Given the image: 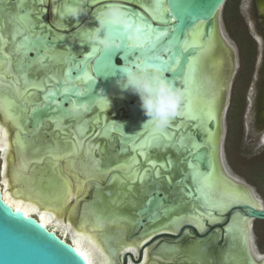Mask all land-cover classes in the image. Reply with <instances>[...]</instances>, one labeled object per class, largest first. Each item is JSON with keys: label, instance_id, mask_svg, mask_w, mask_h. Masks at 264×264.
Listing matches in <instances>:
<instances>
[{"label": "water", "instance_id": "water-1", "mask_svg": "<svg viewBox=\"0 0 264 264\" xmlns=\"http://www.w3.org/2000/svg\"><path fill=\"white\" fill-rule=\"evenodd\" d=\"M228 1L180 0V3L188 9V12L183 19H179L175 18L180 15L179 11L173 12L172 9V5L176 4L177 0H163V6L169 9V13H165V19L168 23H161L159 20L152 18V13H149L146 7L142 6V4L153 6L156 0H121V3L128 11L135 12L144 17L147 23L151 24L154 29L167 31V35L162 36L159 40H155L158 32L152 34L154 46L148 43L146 38L142 37L145 49L147 50L146 55L159 56L165 61L174 58L176 61L173 64L174 71H167L164 75L166 78L174 81L177 87L184 89L182 88V84L185 83V80L190 75L191 60L197 56L201 49V47H185L186 40L192 43L191 33L196 32V25H199L203 31L201 37L202 44L206 43L214 32H217L224 49L231 47L224 39L219 24L220 13ZM107 2L108 0H85L83 6L89 12L85 16V20L79 24L65 12L66 7L70 4H76L77 0L60 1L59 8L63 10V14L59 13L62 19L61 22L53 20L50 16L51 7L49 6V0L46 2L45 0H40L35 5L29 0L22 7V11H28L32 8L40 9L38 23L44 25V30L43 33H40V29L38 28L37 33L44 36L49 46L46 50L44 43H41L39 52L35 50L29 51L26 57L21 53V57L26 61L24 66L25 71L29 72L36 63H40L36 62L38 55L47 56L49 59H46L40 64L50 66L57 78V81L50 79V84H46L44 91L36 88L29 89L31 94L38 96V102L31 103L29 100H26V102L24 100L19 101V105L24 109L26 108L23 126L32 131L30 136L38 132L43 135L45 134L39 146L46 152H50L53 151V144L60 143V140L64 139V137L59 138L58 134L52 136L54 131L57 132V128L54 127L51 130H45L48 128V125L62 120H73L75 122L73 128L78 130L77 126L82 125L83 122L78 123L73 119V104L77 106L81 104L88 105L87 110L81 109L79 112L92 113L90 118L93 119L96 126L86 138L104 139V142L108 143L109 149L111 150L109 155L104 154L102 156L99 153V157L95 159L97 164L107 166L113 158L117 159L119 155H125L129 160L133 158L135 153L140 155V150L143 153H147V159L140 161L138 166L141 169V173L147 170L145 174L151 175V179L147 180L144 184V187L148 186L145 190L148 195L145 199H142L141 193L136 194L133 191V195L136 199L138 198L137 201L140 204L135 214L137 218L135 220L136 231H143L148 224L162 221L167 212H173L178 215V213L184 211L183 209H188L195 214H200L201 216L208 214L221 221L211 225L209 223L210 218L206 217L207 230L209 226H214L215 230L209 238L202 239V241H197L194 244H192L193 241H188V243L181 245L180 243L167 241L163 242L160 247L170 245L172 247L182 248V255L184 256V254L190 253L189 251L192 249V246H201L207 249L212 244L216 245L223 238L225 239L223 250L230 251L233 249L229 241L231 240L232 231L230 230V226L232 220L238 215L246 219V225H250L254 220L264 221V205L263 208H256L251 205H234L225 214H221L218 211L208 212L203 206L196 207L195 202L199 197V192L196 187V180L193 177L192 166L194 165L195 169L198 166L201 171L200 173H208L211 161L209 148L204 145V141L207 139L205 131H202L197 126L196 119L187 118L184 115L183 119H181V114L188 104V97L184 95L185 103L182 106L180 115L163 131L170 134L171 139L165 140L160 136L153 137L152 133H159V131H156L150 122L145 123L148 118L144 115L140 107L139 97L131 92L123 91L117 83V81L123 79L120 70L127 68L136 69L133 61L139 59L140 55L144 53H141L138 49L129 51L121 48L118 52L105 53L103 51H97L95 54L89 56L92 48L84 45V53L75 54V50L78 47L76 45L72 46L66 38L67 36L83 32L85 28L97 26V22L93 19V14L96 10L104 7ZM6 4H8L7 7ZM18 5L19 0H10L5 4L0 2V14L4 11L8 15L9 12L11 13V10L13 11L14 8H18ZM45 10L48 11L47 16ZM20 11L21 9L18 10V12ZM18 12L13 14L14 20ZM63 15H66L68 18L64 19ZM56 23L61 27L64 26L63 30L60 31ZM3 27L2 25L1 28ZM57 33L61 34L60 37H57ZM27 35H31V33L29 32ZM33 39L35 38L33 37ZM58 49L63 53L67 52V50L70 52L64 59H60L59 62L54 63V56L50 54ZM85 57H88L86 64L84 62ZM99 60L101 62L97 64ZM16 69L18 70V68ZM69 69H71V79L65 74ZM84 72L88 73L93 79L91 81L76 79L78 74ZM49 77L52 76L49 75ZM36 79V77H29L30 82L37 81ZM42 79H38L37 83H40ZM65 87L73 90L79 89L81 94L77 95L74 91L65 94L63 92ZM9 88L14 90L11 86ZM49 89H54L57 95L53 99L45 100V92ZM112 101L115 111L112 112L109 110L108 113H105V110L101 109L100 105ZM96 122L98 123L96 124ZM70 125L72 124L68 123L66 126L68 127ZM208 130L212 133L215 131L214 120L208 123ZM149 136L158 144L156 151H151L153 150V146L144 148L141 145L142 141ZM186 136L191 141L186 143V140L182 145L175 147L178 144V140ZM194 142L199 145L197 150H194L192 147ZM152 144L154 145V143ZM131 152L134 153L133 156ZM171 157L175 160L173 165L171 163ZM220 158L223 164L222 154ZM153 163L157 167L154 168L152 166ZM157 171L159 175L156 174ZM117 174L119 175V173L113 174L102 186L113 183V178L118 176ZM125 174L122 172L124 183L127 179ZM48 178L49 176L44 177V179ZM126 181L129 182V185L126 187L133 190L131 186L135 182ZM139 184L138 182L137 185ZM46 186L47 184L43 183V187ZM91 195L92 197L88 201L92 200L95 196L94 194ZM196 229L197 227L194 225L186 224L179 233L184 232L186 237L195 236L202 238L201 234L203 235L204 233L200 234L198 232L197 235L194 232ZM249 229H246L243 244L245 246L246 243L247 249L250 252L252 250V243L250 242L251 236ZM164 234L169 235L171 233ZM127 255H129L128 257H134L133 253L128 252ZM195 256L192 258L194 259ZM132 262L137 264L133 259ZM0 264H87V262L72 244L63 241L60 236L41 225L37 218L26 216L21 211L17 212L6 204L3 200L0 187Z\"/></svg>", "mask_w": 264, "mask_h": 264}, {"label": "bare ground", "instance_id": "bare-ground-1", "mask_svg": "<svg viewBox=\"0 0 264 264\" xmlns=\"http://www.w3.org/2000/svg\"><path fill=\"white\" fill-rule=\"evenodd\" d=\"M9 1L0 0L3 4ZM52 1L54 2V7H56L59 0ZM26 2H29V0H26ZM26 2L23 6H25ZM142 5L146 7L149 13H151L149 9H155V5ZM7 6L8 4H6ZM19 9L20 7L14 8L8 15L4 11L0 14V35H3L8 41L4 45V54L9 56V60L5 61L4 55H0V62H3V68H0V72L5 73L3 84H0V153L4 157L3 163L0 165V187L5 203L16 211L19 209L26 216L37 218L41 225L53 231L56 235L59 236L58 232H62L61 239L72 244L76 251L86 260L87 264H121L122 256L124 257L128 252L133 253L134 256H138L142 246L152 238L157 237V235L164 233L176 235L186 224H192L199 231L203 232L205 230L206 217L210 218V223L212 224L219 221L208 214L201 216L200 214L193 213L191 210L183 209L184 211L178 213V215L173 212H167L162 221L148 224L145 230L137 232L135 225L137 218L135 214L140 205L139 203L133 207L134 209L129 210L131 217H134L130 221L122 219L120 221L107 220V222H104L96 216L88 217L89 215L86 212L87 207L82 209L85 212L80 214L81 205L86 202L90 194H94L93 186L95 184H104L115 173H119L117 175L123 182L122 172L126 173V180L134 181L135 183L139 179H144V181L150 180L151 175L146 174L145 176L147 171L144 170L141 173V169L138 166L140 161L147 159V153H144V155L135 153L133 156L134 153L131 152L132 159L128 160L125 155H119L117 158H120L119 160L113 158L107 166L97 164L95 159L99 157V153L102 156L104 154L109 155L111 150L108 143L104 142V139L86 138L96 126L93 119L90 118L92 113L86 112L73 113V119L78 123L83 122L82 126L86 129V132L81 133L75 130L73 128L75 123L73 120H62L48 125V128L45 130L57 128V132L54 131L52 136L58 134L59 138L64 137V139L60 140V143H52L53 151L46 152L39 146L41 140H37V137H45V134L43 135L38 132L30 136L32 131L23 126L26 108L24 109L20 106L19 101L24 100L26 102V100H29V102L35 103L39 101V98L33 94L29 95V93H25L23 96L18 95L16 87L18 86L20 91L24 92L26 85L22 78L19 79L18 85H14L13 80L14 78L22 77V74L25 73L28 80L29 77H36L37 81L43 78L40 84L45 88L46 84H50V79H47L49 75L55 81H57V78L50 66H44L40 63H36L29 72L25 71V67L21 69L20 65L23 64L25 66L26 61L21 57V54H17L14 51V48L23 39V36H17L13 40L14 30L20 26L19 22L13 19V14L18 12ZM45 12L47 16V11L45 10ZM60 14H63V12ZM85 16L82 15L77 24L83 22ZM63 18L67 19L68 17L64 16ZM2 25L4 26L3 28H1ZM28 33L26 32L25 35ZM81 33L66 37L69 43H76L78 49L75 50V54H82L85 51V44L81 38ZM202 34L203 31L199 27L198 31L196 30V35H192L191 38V42L200 44L201 49L197 56L191 60V71L189 72V77H187V95H185V83L182 84V88H184L182 91L188 97V108H185L182 114L187 118L193 116L199 117V119H196L197 126L207 134L204 145L209 148L211 161L208 168L209 172L204 173L211 174L210 187L206 189L210 202L205 201L196 181L199 197L195 205L196 207L203 206L208 212L218 211L221 214H225L234 205H251L256 208H263L262 202L254 197L255 193L252 192L251 188L230 176L226 167L222 166L224 164H222L220 158L222 154V122L227 109L228 93L236 63L232 48L229 46V49H224L217 32H214L204 44L201 43ZM60 35V33H57V37H60ZM218 51L222 54L218 55ZM69 52L67 50V52L63 53L58 49L50 55L54 56L53 61L56 63L60 59H64ZM9 64L11 67L10 74L7 72ZM37 81L33 82L37 83ZM8 85L13 87L14 90H11ZM100 108L105 110V113H108L109 110L115 111L113 101L101 104ZM209 108H211L213 114V119L211 120L215 122V131L213 133L208 130V123L211 120L205 116V112ZM9 109L12 114L11 117L9 116ZM68 123L72 125L67 127ZM187 137H181L183 138V143L186 140V143L191 141ZM181 138L175 147L182 145L180 143ZM148 139L154 143L153 150L151 151H156L157 142H154L150 136ZM193 145L196 146L193 148L194 150L199 148L196 142ZM139 152L142 151L140 150ZM92 162H95L96 166L92 167ZM171 163L172 165L175 163L172 157ZM82 167H92V169L99 167V170L88 172L87 175L81 171ZM196 168L201 172L198 166ZM45 176H49V178L44 179ZM118 177L114 178V182H118ZM126 180L125 184L129 183ZM43 183H46L47 186L43 187ZM131 194L132 191H128L127 195L134 197ZM141 194L142 199H145L148 195L147 191ZM74 198L75 203H73L70 211L71 220H66L67 218L64 215L68 210L70 200ZM73 219L76 220L74 226L72 225ZM67 221L72 223H63ZM231 225V230H235L234 233L239 240H243L246 236V229L250 228V225H246V219L238 215ZM245 249H247V246ZM157 251L154 252L153 256L149 257V250H145L144 261L141 264H170L169 262H175L178 257L181 258L180 255H171L163 246ZM184 255L186 260H189L187 254ZM188 260L186 261L187 264ZM262 263L264 264V259ZM128 264L135 263L130 259Z\"/></svg>", "mask_w": 264, "mask_h": 264}, {"label": "rangeland", "instance_id": "rangeland-1", "mask_svg": "<svg viewBox=\"0 0 264 264\" xmlns=\"http://www.w3.org/2000/svg\"><path fill=\"white\" fill-rule=\"evenodd\" d=\"M252 2L253 0H250L248 5H251ZM225 13L226 11L224 7L219 16L220 29L224 39L227 41V44L237 50L238 44L236 43V21H232V18L230 17L227 18ZM242 13L245 15L246 11L243 10ZM247 18L245 21L248 22ZM238 28L243 29V24H240ZM71 45L75 46L76 43L72 42ZM260 45L262 46V43H260ZM263 80L264 74H262L260 71L259 74L255 75L253 80L254 83L251 84L249 91H246V94H244L246 103L244 100L241 107L236 109V103H234V99L236 101V96H238V93H236L237 80L234 77L230 86V91L228 93L229 95L226 113L223 116L221 151L224 166L226 167L230 176L248 185L249 188L251 187L253 193H255V196L258 197V199H260L264 204V123H262L261 119V114L263 111L262 109L264 106V91H262ZM239 92L242 93L244 91ZM43 138L44 136H39L37 137V140H41ZM3 160L4 157L0 153V165L3 163ZM91 165L94 167L96 166V163L92 162ZM92 167H82L81 171L88 175V172L99 170V167H95L93 169ZM118 180L119 181L117 183L114 182L110 185L102 186L103 184H95V187L93 186L95 196L90 201H88V199H90L92 195L90 194L87 197L86 202L81 205L80 214L84 213L85 210L82 209L87 207L86 212L87 215H89L88 217L96 216L98 219L104 222H107V220L120 221L122 219L130 221L131 218H134L133 216L131 217V213L129 212V210L135 207V205L138 203L136 197L133 195V191L136 192V194L143 193L148 188V186L144 187L143 185L142 187L140 184L139 187L136 188V186H138V182H142L141 184H144L146 180L144 181V179H139L137 183H134L131 186L133 187V190L127 188L126 186L129 184H125L120 177H118ZM138 188L141 191H138ZM128 191H132L131 195L134 197H131L130 195L128 196ZM74 201L75 198L71 199L70 203L68 204V210L64 215L65 218H67L66 220H71L70 211L73 203H75ZM72 222V225L74 226L76 224V220L73 219ZM72 222L67 221L63 223ZM58 234L59 236H62V232H58ZM179 234L180 233H178V235ZM158 242L159 241L154 244L155 246H150L148 248L154 247V252H157L156 246L158 245ZM163 248L166 249L171 255H180L181 258H178L179 264H187V260L184 257L185 255H182V248L175 246H163ZM193 249L195 252L198 251L202 255L207 252L206 247L195 246ZM140 253L138 256L134 257H128L126 255H124V257L122 256L121 264H128L130 259L135 260L137 263V261L140 259ZM145 254L146 253L144 250V256ZM151 256H153V251L149 254V257ZM231 256L233 257L234 255ZM226 264H229V259L227 258Z\"/></svg>", "mask_w": 264, "mask_h": 264}, {"label": "flooded vegetation", "instance_id": "flooded-vegetation-1", "mask_svg": "<svg viewBox=\"0 0 264 264\" xmlns=\"http://www.w3.org/2000/svg\"><path fill=\"white\" fill-rule=\"evenodd\" d=\"M60 1L61 0L58 1V5H60ZM249 1L250 0H235L231 2L230 5L231 8L229 7L230 9L235 10L233 12L232 17L230 18H232V21H236V43L238 44L237 50L231 46L234 51L233 54L236 63L235 72H234L235 76L233 75V79L235 77L237 80L236 93H238V96H236V101L234 99V103H236L235 106L236 109L241 107L242 102H244V100L246 103V99H244V94H246V91H249L251 84L254 83L253 80L255 78V75L259 74L260 71L262 72V74H264V0H253L251 5H248ZM58 5H56V7H58L59 9L57 11L56 7H54L55 6L54 2L52 0L49 2V6L51 7L50 16L52 17L53 20L61 22L62 19L60 18L59 13L63 12V10H61ZM226 5H225V10L227 9ZM243 10L246 11L245 15H243L242 13ZM56 13L58 14L56 15ZM245 17L246 18L248 17L247 18L248 22L245 21L246 19ZM56 24H57L56 25L57 28H59L60 31L63 30L64 26L61 27L58 23ZM240 24H243V29L238 28ZM260 43H262V46L260 45ZM217 54L221 55L222 53L218 51ZM262 86H263L262 91H264V80ZM239 91H244V92L240 93ZM262 110L263 111L261 114V119H262V123H264V106ZM254 197L258 199V197H256L255 194ZM262 205H264L263 202ZM210 224L212 225V223ZM231 224H233V220ZM231 227L232 225L230 226V230ZM197 229L194 230V232L197 233V235L198 232L200 234L204 233L203 235L201 234L202 238L195 236L186 237L184 232L180 233L179 235L178 234L157 235V237L152 238L150 241L146 242L142 246L140 250L141 252L140 259L137 261V264H141L144 261V250L146 251L149 250V252L153 251L154 254L153 248H148V247L155 246L154 244L157 241H159L158 245L156 246L157 250L163 242H167V241L181 243V244H186L188 243V241H193L192 244H194L197 241H202V239L209 238L215 230L214 226H209L207 230L206 225L204 230V231L207 230L206 233L204 231L201 232L199 231V229L198 230ZM234 231H232L231 240H229L233 249H231L230 251L223 250V246L225 245L224 243L225 239L223 238L220 239L216 245L215 244L210 245L207 248V252L204 255H202L198 251L195 252L193 249L195 246H192V249L189 251L190 253H186L188 256L187 258H189V260L187 259L188 264H226V258L229 259V264H263L262 261L264 259V221L254 220L250 224V236H251L250 242L252 243V250H250L251 253L248 251V249H245V246L243 244L244 240H239L236 237ZM194 255L196 256L193 259L192 257ZM231 255L234 256L232 257ZM178 260L179 259H176L175 262H169V263L179 264V262H177Z\"/></svg>", "mask_w": 264, "mask_h": 264}, {"label": "snow or ice", "instance_id": "snow-or-ice-1", "mask_svg": "<svg viewBox=\"0 0 264 264\" xmlns=\"http://www.w3.org/2000/svg\"><path fill=\"white\" fill-rule=\"evenodd\" d=\"M25 2L26 0H19L18 7H20L21 11L18 12V14L15 16V20L19 22L20 26L15 28L14 34H13V40H15L17 36H21V35L23 36V40L15 46L14 51L17 54L22 53L26 57L29 51L35 50L39 52V47L41 43H44L46 50L49 46L47 45V42L44 36L40 34V33H43V30H44V25L38 23V16L40 15V9L32 8V9H29L28 11H22V6ZM31 2L35 5L36 3L40 2V0H31ZM67 8L68 7H66L65 12ZM172 9H173V12L179 11L180 15L175 17L179 19H183L188 12V9L180 3V0H177V3L172 5ZM56 10L57 11L59 10L58 7H56ZM126 11L128 15L132 18L133 22L136 24V31L135 33L131 35L123 34L120 32H117L116 34L122 36V48L123 49L129 50V51L138 49L141 51V53H144L140 55L139 59H136L133 61L135 68L137 70H142L146 66H152V67L157 68L162 74H165L167 71H174L173 64L176 63L174 58H170L169 61H165L159 56L146 55L147 50L145 49L144 42L142 41V37L146 38L148 43L154 46V41L152 40V34L154 32H158V34L155 37V40H159L162 36L167 35V31L166 30L158 31L157 29H154L151 26V24L147 23L144 17L138 15L135 12L128 11L127 9ZM149 11L152 13L154 19H158L161 23H168V21L165 19V13H169V9L163 6V0H156L155 9L154 10L149 9ZM195 27H196V30L198 31L199 25H196ZM38 28L40 29V33H37ZM26 32H30L31 35H25ZM191 34L196 35V32L194 31ZM33 37L35 39H33ZM7 42L8 41L3 37V35H0V55H4L5 61L9 60V56L4 54V45L7 44ZM185 47L186 48L187 47H201V45L190 43L189 41L186 40ZM97 51H98L97 49L92 48V51L91 53H89V56L95 54ZM46 59H49V57L38 55L36 62L42 63ZM87 61H88V57H85L84 58L85 64L87 63ZM99 62H101V60H99L97 64ZM20 67L21 69H23L24 65L21 64ZM0 68H3V62H0ZM7 72L8 74L11 73L10 64L7 69ZM70 72H71V69H69L65 73L67 76H69V79H71ZM4 75H5L4 72H0V84H3ZM20 78L24 79V83L26 86L24 88V92H21L18 86L16 87V92L18 95L23 96L24 93H29V95H31V93L29 92L30 88H36V89H40L41 91H44V88L40 83L30 82L27 79L26 74H24L22 77L14 78L13 84L18 85ZM47 79H54V78L48 77ZM76 79H84V80L91 81L93 77H91L88 73L84 72L82 74H78ZM184 87H185V95H187L188 94L187 79L185 80ZM72 91H74L77 95L81 94L79 89L73 90V89H68L67 87L63 89V92L65 94L72 92ZM56 95L57 93L54 89H49L45 92L44 98L45 100H50V99H53ZM87 108H88V105L86 104H81L78 106L76 104H73L72 111L79 112L81 109L87 110ZM185 108L187 109L188 105H186ZM33 110L35 111V109ZM11 115L12 114L9 109V116L11 117ZM205 116L209 120L213 119L211 108H209L205 112ZM191 118L199 119V117L197 116H193ZM181 119H183V114H181ZM77 127H78V131H80L81 133L86 132V129H84L82 125H78ZM152 136L153 137L160 136V137H163L165 140L171 139V137L169 136L167 132H159V133L153 132ZM180 143L183 144V138H181ZM152 146L153 144L148 138H145V140L142 141V147L149 148ZM192 147L195 148L196 146L193 145ZM140 154L144 155L143 152H141ZM152 166L154 168L157 167L154 163L152 164ZM192 167H193V177L198 183L199 191L201 192L205 201L210 202L208 199V194H207L206 189L210 187L211 174L210 173L209 174L200 173L197 169H195L194 165ZM156 174L159 175V172L157 171ZM138 178H142V177H138ZM17 212H19V209H17Z\"/></svg>", "mask_w": 264, "mask_h": 264}, {"label": "clouds", "instance_id": "clouds-1", "mask_svg": "<svg viewBox=\"0 0 264 264\" xmlns=\"http://www.w3.org/2000/svg\"><path fill=\"white\" fill-rule=\"evenodd\" d=\"M85 0H77L66 10L67 15L78 21L87 15L83 6ZM93 19L97 26L85 28L81 38L85 45L105 53L118 52L122 48V36L117 32L131 35L136 31V24L128 15L121 0H108L104 7L96 10ZM123 76L117 81L123 91L139 97L140 107L156 131L163 132L171 122L180 115L185 103L184 93L174 81L166 78L157 68L146 66L142 70L121 69Z\"/></svg>", "mask_w": 264, "mask_h": 264}, {"label": "trees", "instance_id": "trees-1", "mask_svg": "<svg viewBox=\"0 0 264 264\" xmlns=\"http://www.w3.org/2000/svg\"><path fill=\"white\" fill-rule=\"evenodd\" d=\"M232 1H235V0H230L228 3H227V9L225 10L226 13H225V16L228 18V17H232L233 15V12L235 11L234 9H230L231 8V2ZM230 7V8H229ZM264 176V175H263Z\"/></svg>", "mask_w": 264, "mask_h": 264}]
</instances>
